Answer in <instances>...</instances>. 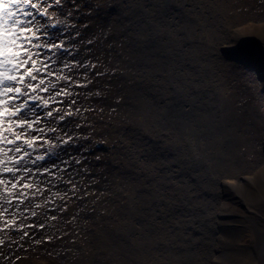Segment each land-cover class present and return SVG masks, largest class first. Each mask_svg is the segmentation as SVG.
I'll return each instance as SVG.
<instances>
[{"label":"bare ground","instance_id":"obj_1","mask_svg":"<svg viewBox=\"0 0 264 264\" xmlns=\"http://www.w3.org/2000/svg\"><path fill=\"white\" fill-rule=\"evenodd\" d=\"M252 1L65 3L77 62L57 60L53 69L71 79L52 77L46 91L63 90L54 117L72 115L55 121L66 130L42 135L71 140L54 148V173L42 167L55 155L25 165L22 182L35 186L14 190L23 203L0 200L15 215L0 232V264L13 262L5 254L16 229L28 264L39 263L42 237L49 264H264V158L260 167L246 158L230 63L249 45L264 48V23L246 13ZM244 235L253 239L241 245Z\"/></svg>","mask_w":264,"mask_h":264},{"label":"clouds","instance_id":"obj_2","mask_svg":"<svg viewBox=\"0 0 264 264\" xmlns=\"http://www.w3.org/2000/svg\"><path fill=\"white\" fill-rule=\"evenodd\" d=\"M32 2L37 5L36 12L39 13L43 9L44 15L41 16L47 17L49 26L65 23L64 19L60 18L56 11H50L52 7H49L47 0H44L43 4L41 0H32ZM21 7L28 6L23 3L17 5L12 3V0H0V101H3V103H0V174H10L11 178L15 177L16 180H21L28 176V172L31 169L25 167V165L34 163L28 157L32 155L34 149L38 151L40 148L39 145L33 143L32 130L29 123L26 122V116L29 120L37 122L39 117L31 110L27 112L26 116L17 115L15 112L10 111V108H21L23 105H10L8 97L16 94L18 90L20 95H24L22 89H26L27 84L20 81L17 72L22 69L23 65L29 63L33 65L32 70H36L39 61H34L33 59L34 49L36 48L33 40L36 39L37 32L44 27L35 19L32 22H26L25 19L17 17L13 9L18 10ZM67 77V74H58L57 81L67 79ZM45 86L51 90L55 84L49 82ZM33 98L39 101L40 106L44 107H46L45 102H50L54 99L52 95L43 99L39 95H35ZM52 111L56 112V109H52ZM61 111L63 114L52 118L53 124L57 119H63L69 113L72 115L71 112ZM49 128L54 127L48 125L43 128V131L48 132ZM44 147L54 150L56 145L50 140ZM17 171L19 175H17ZM11 178L7 175H0V180H3L5 185L8 184ZM28 184L35 186L34 183ZM13 191V189L9 188L8 193H3V195L5 198H10Z\"/></svg>","mask_w":264,"mask_h":264},{"label":"rangeland","instance_id":"obj_3","mask_svg":"<svg viewBox=\"0 0 264 264\" xmlns=\"http://www.w3.org/2000/svg\"><path fill=\"white\" fill-rule=\"evenodd\" d=\"M52 3V0H47V3ZM253 4V5H252ZM53 6H55L53 4ZM254 6V7H252ZM70 7H73L72 4H70ZM246 13L249 19H251L252 21H254L255 23L261 24L264 23V0H253L252 3L251 2H246ZM249 9V10H248ZM61 11V10H58ZM59 17H62V12H59ZM60 34L63 35L62 29H58L57 31H55V33L53 34V38L51 37L49 41H54L57 36H59ZM70 37H66L65 39L63 38V40H65V44L67 42H69V40L67 39ZM228 53H231L230 51ZM50 56V57H48ZM45 57H48V59H45ZM41 60L40 61V65L43 66L41 64V62H46L49 67L46 68V70L44 72H40L39 73V79L43 78L46 83L49 82H55V80H53L54 78L52 77H56L57 75L61 74L59 73V71L57 69H53L56 68V64H57V60L60 62V66L64 67V64H68L71 65L72 63H76L77 61L74 58H69V55H63L60 53H57L55 55L50 54V55H41L40 57ZM232 59L235 61L232 62L230 61V63L235 65V70H236V77L237 79L235 80L236 82H238L239 86L236 88V96H235V100H234V104L237 106V112H238V119H239V131L241 134H244L246 136L249 137L247 143L248 146V150H250L249 156L251 155V157H248V153H247V159L249 160V162H251V160L253 159V164L255 165V167H260L261 165V161L262 158H264V71L261 69L259 70L258 68H256V70H253L251 68H249L247 66L248 63H252L255 67H257L259 62L264 63V48H260V47H256L253 48L252 46H248V48L244 51H239V53H235L232 57ZM231 60V59H230ZM87 62L85 61L84 64H86ZM86 67V65H85ZM51 72L53 73V76H49L47 73ZM258 75H261V79H259ZM39 79H38V83H37V88L42 87L39 84ZM53 80V81H52ZM57 81V80H56ZM74 80H72L70 82V84L73 83ZM73 86V85H72ZM74 90L78 91V89ZM81 91H84L85 89L82 88L80 89ZM59 91V90H57ZM42 94L43 98L48 97L49 95H52L54 97L53 100H51L50 102L52 103V105L54 104H59L61 99L59 97V95H55L56 92L52 91V93H48L47 91L45 92H40ZM59 98V99H58ZM57 116V115H55ZM57 121V120H56ZM42 122V121H41ZM43 123V122H42ZM42 123L38 125H34V129L35 128H42L45 127ZM59 123V122H58ZM54 128H58L59 132L60 130H66L68 126L64 127H59L60 125L57 124L56 122H54L53 124ZM32 135H37V133L33 130L32 131ZM44 138H48L51 139L49 137H45ZM40 141V140H38ZM77 146V145H76ZM76 148V147H75ZM74 149V148H73ZM80 150V149H78ZM99 153V152H97ZM60 154V152H59ZM61 155H66V152H61ZM67 158V157H66ZM52 164H56V168H52L51 165ZM61 161L52 159V160H47L46 164L43 166L44 167H49V169H54L53 173L55 172V170H57V168L60 167ZM42 168V169H43ZM41 169V170H42ZM10 178V177H9ZM38 182V179L36 180ZM53 183H55L53 181ZM52 187V184H51ZM54 188H52V192H55L53 190ZM57 192H60L59 190H57ZM55 217L52 216V218ZM5 220H10L8 218L7 215H4L2 217L1 223H0V227H2L3 222ZM3 230H0V232ZM39 232V231H38ZM36 233V232H35ZM34 233V234H35ZM23 236V232L19 230H15L14 233L12 234V238H13V242L14 245H16V247L12 246V248H9V252L6 253V256H9V258L16 260L15 264H28V261L24 258V254L27 252V248L24 246V248H18V246L21 243V238ZM4 237V234L3 236ZM6 237V236H5ZM247 235H244L243 237H241V245H245L248 244L250 241H252L253 238L249 237ZM11 239V238H10ZM35 239H36V235H35ZM48 239L51 240L50 238H43L42 237V247L41 246H36L33 247L32 252L37 255V259H44V258H48V256L46 254H43L42 251L48 250L50 252L53 253V249L50 246H47L48 244H46L43 240ZM240 242V241H239ZM11 245V244H8ZM30 251V249H29ZM58 255H63L62 252L58 251L55 252ZM28 257V256H26ZM64 258V256H63ZM50 259V258H48ZM51 260V259H50ZM30 263V262H29ZM64 264H67V262L63 261ZM259 264H262L260 261H258Z\"/></svg>","mask_w":264,"mask_h":264},{"label":"snow or ice","instance_id":"obj_4","mask_svg":"<svg viewBox=\"0 0 264 264\" xmlns=\"http://www.w3.org/2000/svg\"><path fill=\"white\" fill-rule=\"evenodd\" d=\"M12 3H16L17 5H19L20 3H23L24 5L28 6V7H21L18 10L17 9H13L14 14L17 17L22 18V19L32 15V12L31 11H27V9H36V6H37L36 3L32 2V0H12ZM60 3H61V0H52V3L49 4V7H53V4L59 6ZM36 13H38V12H36ZM38 14L39 15H44L43 9H41ZM51 26L56 27L57 25L53 24ZM33 43L36 44V48H44V49H47L49 51L55 50V51H53V55L56 54V51H65V52L68 51V48L64 45V40L62 38V34L57 36V38L54 41L45 42V41H41L40 40V36L38 35V32H37L36 39L33 40ZM35 55L39 56V53H35ZM45 59H48V57H45ZM36 60L37 59H34V61H36ZM25 65L22 66V69H24V71L22 73L20 71H18L17 72V76L19 77L21 82H24V83L27 84V87H26L27 91H24V95H20V91L18 90L16 94L11 95V96L8 97V103L9 104H10V102H12V104H17V103H14V101L16 99H18L20 96H24L25 97L24 102L18 103L20 105H23V107H21V108H10L9 109L10 111L15 112L17 115H19V113H21V111L26 108L28 101H37V100H35L33 98L35 95H37L36 94L37 91L45 92L46 89H47V87L45 86V81H44L43 78L39 79V84L40 85H44V87H39V88H37L36 84H33V83L25 81L26 77H28L30 79V81L37 80L38 79L37 76L33 75V73L36 72V71L44 72L46 70V68H47V65L45 64V65H43V66H41L39 68L36 66V70L35 71L32 70V68H33L32 64H31L30 68H25ZM64 67L67 68V67H69V65L68 64H64ZM81 67H85V65H81ZM93 67H94V65H93ZM26 74H27V76H26ZM47 74L49 76L53 75V73H51V72H48ZM86 75L87 74L85 73V76ZM69 79H71V78L67 77V79H65V80H69ZM82 86H86V85H82L80 83H77V87H82ZM61 94H63V90H61L60 92H56L55 93V95H61ZM40 98L43 99L41 96H40ZM0 103H3V101H0ZM49 103L50 102H45L46 107L48 106ZM42 107H44V106H42ZM67 115H71V114L69 113ZM52 116H53V111L52 110L45 112V117L51 118ZM38 117H39V120L37 122L35 120H29L27 118V116H26V122L29 123L30 129L34 130L37 133V135H33V143L35 145H38L37 141L38 140H42L43 144L39 145V146L40 147H44V145L49 143L50 140L49 139H45L44 136L42 135V133H44L43 128H35L34 129V125H39L41 123V117L40 116H38ZM63 120H64V118L63 119H57V121H63ZM47 126L48 125H46L45 127H47ZM77 127H79V125H77ZM37 129H39V130L37 131ZM58 130H59L58 128H49L48 132L56 133V132H58ZM56 140H59V145H66L68 143V140H71V137L69 136L67 138V140H66V139H63V138L57 136ZM53 142L56 145V147H59V145H57L54 140H53ZM33 151H35V149ZM48 155H57V153H55L54 150H51V149L47 148V150L44 152L43 155H40V154L36 155V161H43V160H45L46 156H48ZM77 162H79V161H77ZM63 163L66 164L67 161H63ZM51 167L52 168H56L57 166H56V164H52ZM43 172L51 174L49 172V167H44L43 168ZM5 174H7V173H5ZM17 175H18V171H17ZM28 178H31V177L28 176ZM22 180L23 179L16 180L15 177H12L9 180L7 185L4 184L3 180H0V192L6 194V193H8L9 188H11L13 190H16L18 188V186L20 188H24V189H29V188L33 187L32 185H30V184H28L26 182H22ZM22 197H23V193H20L19 195H14V191H13L11 196H10V198H5L4 195H0V200H3L5 204L11 206L13 199H17V200L20 201V203H23ZM7 212H8V208H3V211H0V218H2L4 216V214L7 213ZM33 215H35V213H33ZM53 219H55V217H53ZM14 225H15V215L13 214V219L5 220L3 222L2 227H0V230L7 229V228H12ZM17 227L19 229L20 227H23V225H20V226H17ZM28 227H31V225H28ZM40 227H42V225ZM24 235L27 236L28 233L24 232ZM2 243H3V240H0V244H2Z\"/></svg>","mask_w":264,"mask_h":264}]
</instances>
